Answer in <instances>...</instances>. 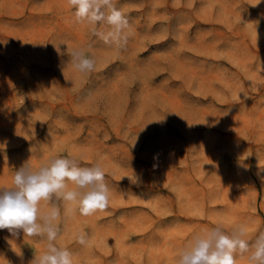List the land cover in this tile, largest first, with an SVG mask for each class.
I'll list each match as a JSON object with an SVG mask.
<instances>
[{
    "label": "rangeland",
    "instance_id": "374dc122",
    "mask_svg": "<svg viewBox=\"0 0 264 264\" xmlns=\"http://www.w3.org/2000/svg\"><path fill=\"white\" fill-rule=\"evenodd\" d=\"M115 3L131 24L120 49L74 22L66 0H0V188L26 162L101 165L107 211L65 217L57 202L55 243L74 264H175L217 224L244 222L254 239L264 231V0ZM78 50L93 72L71 66ZM45 246L2 229L0 264H30Z\"/></svg>",
    "mask_w": 264,
    "mask_h": 264
},
{
    "label": "clouds",
    "instance_id": "9594fccd",
    "mask_svg": "<svg viewBox=\"0 0 264 264\" xmlns=\"http://www.w3.org/2000/svg\"><path fill=\"white\" fill-rule=\"evenodd\" d=\"M74 22L87 24L92 34L105 44L120 49L127 45L131 24L127 15L117 8L115 0H66ZM60 43L54 45L58 55ZM71 66L81 74L95 70L96 61L84 51H72ZM33 151V149H30ZM137 183L138 178H129ZM111 189L99 163L81 167L76 158L53 157L33 168L22 164L12 177L11 185L0 188V230L7 229L12 236L20 230L24 236L46 241L39 255L30 264H74L72 252L55 243L60 235L62 202L64 216H91L109 208ZM45 210H41V205ZM77 242L88 243L80 234ZM18 255H21L19 253ZM248 264H264V231L251 238L247 225L239 222L225 229L217 224L193 235L188 245L177 253L175 264H237V257Z\"/></svg>",
    "mask_w": 264,
    "mask_h": 264
}]
</instances>
